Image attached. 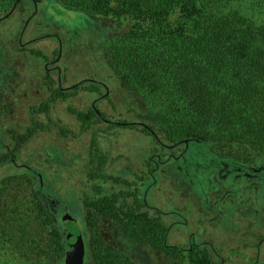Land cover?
<instances>
[{"label": "trees", "instance_id": "16d2710c", "mask_svg": "<svg viewBox=\"0 0 264 264\" xmlns=\"http://www.w3.org/2000/svg\"><path fill=\"white\" fill-rule=\"evenodd\" d=\"M51 1L92 20L110 19L123 31L116 32L119 42L114 39L107 49L110 84L87 81L63 89L49 75L44 83L47 99L31 109L42 114L56 101L68 104L82 93L93 94L87 109L68 108L75 125L61 123L57 134L60 143L79 142L81 152L86 145L97 151L88 181L81 179V172L75 180L80 200L84 197L86 201V225L66 229L63 216H54L43 197V190L49 193L54 184L46 183L42 172L25 168L0 180V247L10 248L32 264H66L67 231L73 241L83 239L86 264H139L129 254L132 248L124 252L106 240L100 223L107 220L121 239L174 257L173 264H216L206 249L193 247L183 253L167 245L168 227L143 204L150 182H156L155 174L150 182L142 183L143 174L130 161L124 170L131 168L119 177L99 170L113 164L112 155L108 157L104 150H108L107 141L118 136V129L148 137L154 153L159 149L168 152L165 145L178 149L188 143L211 146L208 150L219 157L239 162L264 160V23L236 8L234 0H114V5L113 0ZM41 2L0 0L4 12L0 21L15 11H35ZM115 79L117 90L127 95L116 104L112 97ZM160 99L165 100L168 112L159 109ZM101 103L117 107L118 113H103ZM31 122L32 127L22 135V145L48 134L53 125L47 116L32 115ZM22 145L15 148L17 152ZM45 150L51 156L56 151L60 166H68L67 151L58 143ZM0 151L1 166L7 156L4 148Z\"/></svg>", "mask_w": 264, "mask_h": 264}, {"label": "rangeland", "instance_id": "374dc122", "mask_svg": "<svg viewBox=\"0 0 264 264\" xmlns=\"http://www.w3.org/2000/svg\"><path fill=\"white\" fill-rule=\"evenodd\" d=\"M112 4H116V1L113 0ZM233 4L236 8L241 7L247 16H253L258 22L264 23V0H234ZM35 8V11L30 9L26 13L15 11L9 18L0 21V147L6 150L4 154L7 156L5 164L0 166V180L25 168L42 172L45 174L46 183L49 181L58 187L57 190L54 186L49 187V193L43 190V197L54 213L55 210L61 211L63 203L66 202L73 204L72 208L78 209L80 206L78 184L75 185L73 179L75 175H79L80 164L87 158L85 147L83 154L78 156L77 151L82 148L79 142L69 139L60 143V137L56 133L62 129L61 123L66 126L75 125L68 108L87 109L91 105L89 98L93 94L82 93L77 98L70 99L68 104H59L56 101L46 113H33L32 110L38 108L48 97L44 83L49 73H53L50 76L55 81L59 79L63 89L87 81L110 84L108 78L111 66L107 59V49L114 39L119 42L116 32L123 31L110 19L97 17L92 20L81 11L62 10L51 0H44ZM3 14L4 12L0 11V18ZM46 67L49 68L48 72L45 71ZM118 84L115 79L112 95L115 104L118 100L120 103L124 102L127 96L117 90ZM137 101L133 100L135 104ZM158 101L161 103L159 109L164 113L168 112L165 100ZM108 104H100L103 113H118L117 107L111 109ZM139 112L144 113L143 110ZM32 115L52 118L53 125H49L48 134L37 136L22 145V135L32 127ZM117 132L118 136L114 141H107V153L116 155L120 151H130L136 157L132 165L138 168L143 158L153 150L151 140L128 129H118ZM52 143H58L62 149L67 148L70 157H76L75 175L73 173L71 181H68L66 167L62 165L57 169V165L50 159L48 161L52 156L45 147ZM21 145V151L17 152L15 148ZM189 147L179 162L165 163L162 166V174L158 173L159 169L156 168L155 186L148 194L144 193L153 211L157 209L161 213L164 212L165 220L170 222L167 245L184 249L189 234L197 236V239H194L197 243H200V236H203L207 243L215 247L222 244L229 248H238L244 242H253L254 239L257 241L259 237H263L261 234L256 237L252 234L248 236L245 232L249 222L253 223V232L261 229L263 233L264 230L262 162L251 163L256 168L250 169L251 166L246 163L231 158L219 157L217 154V157L215 154L205 156L209 153L207 146L191 144ZM104 148H107L106 145ZM183 148L184 146L175 149V152L179 153ZM159 150L162 152L163 149ZM11 151L15 154L16 164L11 161ZM162 158L165 159L163 156ZM243 171L256 176L252 178L250 185H238V180L234 179L237 173L245 176ZM54 172L57 174L56 179L55 175L53 179ZM61 175L63 178H60ZM35 177L44 180L43 175L36 174ZM82 188L86 189L85 186ZM78 214L80 217V210ZM183 221H187V225H176L171 230L173 224ZM100 225L106 240L127 251V241L120 238L107 220H102ZM84 235L88 238V230H84ZM132 252L134 254V251ZM235 252V249H231L228 256ZM223 255L226 256V253ZM131 256L138 261L142 257L139 249ZM241 259L243 261L244 258ZM175 260L174 257L153 252L149 259L141 260L139 264H173ZM239 263L241 262L235 264ZM0 264L32 263L10 248L0 247Z\"/></svg>", "mask_w": 264, "mask_h": 264}, {"label": "flooded vegetation", "instance_id": "af4514ba", "mask_svg": "<svg viewBox=\"0 0 264 264\" xmlns=\"http://www.w3.org/2000/svg\"><path fill=\"white\" fill-rule=\"evenodd\" d=\"M46 71L48 72L49 71V68L46 67ZM52 74L49 73V75H52ZM57 74H58V72H57ZM49 75L47 77H49ZM58 78H59V76H58ZM58 81H59V79H58ZM60 85L62 86L61 83H60ZM74 87H76V85L73 86V88ZM56 134H58V133H56ZM184 145H185L184 148L179 153L177 151L175 152V149L176 148L174 146H169V145H165L164 146L165 147V150H168V152L167 151L165 152L163 150L161 152V150H157L158 152H155L154 153L153 150H150L151 152L148 154V156L145 159L143 158L144 165H142V163H143V161H142V163H140V165L138 166V168L135 167L136 169L140 170L139 172H140V175L141 176L143 174V176L139 180L142 183H144V182L145 183L146 182H150L152 180L153 175L156 174V171H157L156 168L159 169L158 170L159 171L158 173L162 174L163 171H164V169H163L162 166L165 163L179 162L182 159V157H184L185 154L190 149V147H189L190 145L188 143H186ZM90 146L91 145L84 146L85 149H86L85 157L87 156V158L82 161L83 164H81V168L83 169V171H82V169L80 171L81 172L80 177L85 182L88 181L89 175L91 174V172H93V170L91 168L93 166L92 165L93 164V162H92V160H93V154L94 155H97V151L94 152L93 150H91L90 149ZM182 146L183 145H180L179 148H181ZM203 146H205V145H203ZM207 147L210 148L211 146H207ZM68 149H69V147H68ZM65 150L68 151L67 148H65ZM81 150H82V148L79 149V151H77L78 152V156L80 154H83L84 149H83V152H81ZM104 151H108V150H104ZM104 151L101 152V156H102V154L105 153ZM12 154L13 153L11 151V157H12L11 158V161L13 160L15 162V164H16V159H14V158H16L15 157V154H13V155ZM214 154H216V153L213 152V151H209V153L205 154V156H207V155L211 156V155H214ZM110 155L111 154L109 153V156ZM61 156H63V155H61ZM162 156L165 157V159H163ZM75 158H76L75 156L70 157L69 152H67L65 160L67 162V159H69V162H68L69 164H68V166H66L67 167L66 170H67L68 175H69L68 181H71L73 179V173L75 172V170H74V161H75L74 159ZM112 158L114 160L113 161V164L112 165H108L107 168H103L102 167L99 170L101 174H104L106 172V170H107L114 177H119L122 173L126 172L127 170H129L131 168L130 167L127 170H124V168L126 166L129 167L131 165L128 161H130L132 164H134V162L136 161V157H134L133 153H130V151L129 152H126V153L125 152L122 153V151H120L116 155L115 154L112 155ZM123 158H124V160H123ZM60 161H62V160H60V158L58 156V153L56 151H53L52 157H51V162L54 163L55 165H57V169L60 166V164H59ZM257 161H261L262 164L264 165V160H257ZM257 161H253V162L243 161V162L246 163V165L251 166L250 169H255L256 167L254 165H252L251 163H256ZM154 163L156 164L155 168H153V164ZM121 164H124V165H121ZM142 166H144V168H142ZM98 167H99V165H97V168ZM71 171H73V172H71ZM88 171H91V172H89V175H88ZM55 172H56V170H55ZM55 172H54V175H55ZM134 172H135V170H134ZM243 172H244L245 176L243 174L239 175V173H237L236 175H234V179H237L238 180V182H237L238 185H241V184L250 185L252 183V180H253L252 178H255L256 176H252V174L250 172H247V173H245V171H243ZM135 173H137V172H135ZM54 175H53V179H54ZM74 175H75V173H74ZM56 178H57V174L55 175V179ZM60 178H61V176H60ZM75 180H76V175H75V178L73 179V181H75ZM243 180L246 181V182L245 183H242ZM154 186H155V183H151L150 182V186L147 189V192H145V193L148 194L149 192H151V189ZM54 187L57 190V188H58L57 185H54ZM84 191H85V189L83 190V193H84ZM78 198H79V196H78ZM79 201H80V206L78 207V209L72 208L73 207V204L70 205V202L63 203V207L60 209L61 211H56L55 210V212L53 213L54 216H59V215L60 216H64L66 214H71L74 218L77 219L78 226H80L81 223H83L84 225H86V219H85V216L87 215L86 201H85V198L84 197L81 200L79 198ZM134 202H135V200L132 201V203H134ZM143 204L146 206L144 208H146L149 211V213H150L151 216L159 217V220L168 227V232H167V237H168V234H170V226H169L170 225V222L165 220L164 216L166 214L164 212L161 213V211L160 210H157V209H154V211H153V208H151V206H149V203H148L147 198H146L145 195H144V198H143ZM79 210H80V214H81L80 217H79V214H78ZM180 214L182 216H185L184 213H180ZM186 222L187 221H183V222H177V223L173 224L171 230L176 225H185ZM245 230H246L245 232H247L248 236L250 234H252L253 237H256L258 234L264 235V230H263V233H262L261 229L260 230H257V232H253L254 231V227H253V223H251V222H249L247 224V226L245 227ZM117 234L120 235V233H118V232H117ZM195 238L197 239V236L195 237V234H191V235L189 234L187 236V239H188L187 246H185L184 249H180V250L183 253H187V252L191 251L193 247H198L200 249H206L209 252L211 258L213 259V261L216 264H232V263L235 264L236 262H241L239 264H264V236L263 237H259L257 239V241H256V239H254L253 242H250V241H247L248 243H245L244 242V244L242 243L240 246H238V248H229V247H226V245L224 246L222 244H219L220 246L218 245V247H215V246L207 243L206 240H204V237L203 236H200V243H197V242L194 241ZM166 243H167V240H166ZM126 244L128 246L127 247V251L130 248H132L133 249L132 251H134V255H135V251L137 249L140 250L141 255H142V257H140V259L142 261L149 259L150 256H151V254H152V252H153L151 250V248H149L147 246H142L141 245V247H142L141 248V247L136 246L135 244H130L128 242H126ZM135 248H137V249L134 250ZM175 248H178V247H175ZM231 249H235L236 252H235V254L230 255V257H231L230 258L228 256V251L230 252ZM123 251L124 252H127L125 250H123ZM225 253H226V256L223 255ZM129 254L131 255V254H133V252L132 253H129ZM160 254H163V255L168 256L165 253H160ZM144 256H145V258H144ZM241 257L244 258L243 261H242ZM141 260H139V262ZM85 264H86V261H85Z\"/></svg>", "mask_w": 264, "mask_h": 264}, {"label": "water", "instance_id": "95a60500", "mask_svg": "<svg viewBox=\"0 0 264 264\" xmlns=\"http://www.w3.org/2000/svg\"><path fill=\"white\" fill-rule=\"evenodd\" d=\"M64 227L67 229L70 226L78 227V221L71 214H66L62 219ZM68 241V250L66 254V264H85L86 260V247L83 242V239L80 241H73L69 237L68 232H65Z\"/></svg>", "mask_w": 264, "mask_h": 264}]
</instances>
